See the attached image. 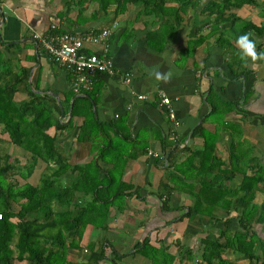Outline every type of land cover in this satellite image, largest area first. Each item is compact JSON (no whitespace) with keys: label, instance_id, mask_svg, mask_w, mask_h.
<instances>
[{"label":"crops","instance_id":"0c3cea01","mask_svg":"<svg viewBox=\"0 0 264 264\" xmlns=\"http://www.w3.org/2000/svg\"><path fill=\"white\" fill-rule=\"evenodd\" d=\"M257 1L259 6L243 7L239 13L258 25H264V0ZM64 5L62 0H5L0 4V49L5 51L8 66L14 71L31 68L29 82L32 90L51 95L57 93L62 102L67 92H75L72 74L37 45L33 33L46 31L53 24L84 33L118 21V29L109 39L117 73L96 76L91 88L97 96L95 115L104 122L124 119L134 136L141 134L149 143V152L130 160L124 174V179L134 187L132 190L138 189V192L127 195L128 208L120 212L112 209L107 228L89 226L82 239L83 251L72 249L69 258L74 264L83 263L87 244L94 242L96 250H105L100 264H115L116 261L120 264H153L148 256L138 251V247L149 239L152 246L163 250L164 254L156 258L158 264H207L206 253L214 259L213 264H261L264 221L254 223L251 228L253 236L257 237L253 252L258 256L251 260L244 251L230 244L224 248L211 247L210 251L206 249V241L231 243L232 234L241 229L235 211L216 210V216L180 218L183 209L175 208L188 207L193 202L189 186L195 182L196 176L189 165L181 167L188 176L189 185L182 186L170 199L174 209L162 208L157 192L167 172L165 145L167 149L178 145L182 149L178 161L183 162L191 150L203 146L202 137L194 135V130L201 124L207 130L220 131L217 155L225 161L229 159L232 134L223 125L227 122L239 125L245 146L252 145L253 169L258 165L264 167V36L256 37L258 45L254 48L255 55L247 61L248 71L235 76L227 63L228 52L216 43L215 35L199 42L200 36L214 29L204 25L207 18L199 9H189L176 32L163 47L156 48L150 44L147 34L149 29L158 27V23L152 24L150 17L139 16V4L129 5L125 12H118L114 7L108 15L83 24H79L75 12L70 15L73 21H60L56 14ZM98 10V4H91L84 16L91 17ZM235 43L238 47L245 45L241 40ZM153 44L161 42L155 39ZM183 49H186V57L178 61ZM86 50L101 52L102 47L91 44ZM125 76L131 77L129 83L124 80ZM160 93L171 99L178 125L170 118L166 107L160 104ZM139 94L146 95V99H138ZM76 96L82 97L79 104L87 105L90 101L85 92L76 93ZM27 97L23 89L15 95L16 100ZM213 103H220L223 109L212 115ZM69 118L70 113L62 118V122L67 123ZM82 120L81 116L76 117L75 128L60 136L71 164L88 162L96 153L89 144L76 141ZM123 130L128 131L126 126ZM3 143H7V148L11 147L14 153L30 158L27 151L20 150L5 137H2L0 146ZM46 166V162L39 161L30 179L35 171L41 177ZM69 176L72 178L73 173ZM238 185L237 179L228 182L229 187ZM255 201H264V191L257 193ZM226 228L230 229L228 238L224 236ZM247 242L242 240L244 248L249 247Z\"/></svg>","mask_w":264,"mask_h":264},{"label":"trees","instance_id":"16d2710c","mask_svg":"<svg viewBox=\"0 0 264 264\" xmlns=\"http://www.w3.org/2000/svg\"><path fill=\"white\" fill-rule=\"evenodd\" d=\"M4 1L0 0V4ZM62 1L65 5L58 10L57 17L60 21H73L70 15L75 12L79 24L108 15L114 7L118 12H125L129 5L139 4L138 15L150 17L152 24L158 23V27L149 29L147 34L150 44L156 48L163 47L176 32L189 9H199L207 18L204 25L214 27L200 36L199 42L215 35L216 43L228 52L227 63L235 76L248 71L246 65L250 57L241 55L247 42L243 41V47L236 46L235 42L247 35L255 48L258 45L256 37L264 36V25H258L239 13L243 7L259 6L257 0ZM94 3L98 4L99 10L91 17H85L84 13ZM61 25L50 26L47 32H74ZM155 39L161 44L154 45ZM185 57L186 49H183L177 60ZM7 61L5 51L0 49V143L5 137L11 144L27 151L30 160L22 164L18 158L11 160L8 152H0V264H74L69 254L72 249L83 251L82 239L86 229L89 226L107 228L112 209L124 211L128 208L127 195L138 192L137 188L132 190L134 187L124 179V174L130 160L149 152V143L141 134L134 136L124 119L99 120L94 111L97 96L91 89L85 91L90 99L87 105L79 104L82 97L71 91L66 93L60 106L50 93L32 90L29 82L31 68L14 71ZM22 89L28 97L16 100V93ZM219 105L213 103L212 115L223 109ZM69 113L71 117L64 124L60 116L65 118ZM79 116L83 120L76 141L89 144L96 153L88 162L71 164L60 136L75 128V118ZM125 126L127 132L123 130ZM223 128L232 134L228 161L217 155L220 131L207 130L202 124L194 130V135L202 137L203 146L191 150L183 162L178 161L182 150L178 145L172 149L165 145L167 172L157 195L162 208L174 209L170 199L182 186L189 185L186 172L181 170L183 165H189L196 176L195 182L189 186L193 202L188 207L175 208L183 209L180 218L216 216V210L235 211L241 229L232 234L231 243L206 241V249L210 251L211 247L224 248L230 244L253 260L258 257L253 252L257 237L253 236L251 228L254 223L264 221V201H255L257 193L264 191V167L258 165L253 169L252 145L245 146L239 125L227 122ZM158 159L162 161L161 156ZM39 161L46 162L47 166L35 184L29 178ZM69 173H73L72 178ZM19 177L24 181L21 182ZM234 179L239 185L229 187L228 182ZM229 233L230 229L226 228L224 236L230 237ZM242 240L248 241V248L243 247ZM86 249L87 255L80 264H100L105 257V250H96L94 242H89ZM138 251L148 256L153 264H158L156 258L164 254L163 250L152 246L149 239L138 247ZM204 259L207 264L214 263L209 253ZM259 259L264 264V251ZM115 264L120 263L116 261Z\"/></svg>","mask_w":264,"mask_h":264},{"label":"built area","instance_id":"2783aa9c","mask_svg":"<svg viewBox=\"0 0 264 264\" xmlns=\"http://www.w3.org/2000/svg\"><path fill=\"white\" fill-rule=\"evenodd\" d=\"M118 26L119 22L113 21L107 27L84 33L66 31L52 34L47 32L48 30L36 31L33 33V39L38 46L48 52L55 63L71 72L74 91L82 93L93 87L98 74L114 75L117 73L113 57L110 54L109 39ZM52 27L54 28L55 24ZM91 44L100 45L101 52H88L86 46ZM124 80L129 83L131 77L125 76ZM137 98L144 100L146 95L139 94ZM160 98V104L166 107L170 118L178 125L179 121L176 118L171 99L164 93H160ZM0 218H2L1 213Z\"/></svg>","mask_w":264,"mask_h":264},{"label":"rangeland","instance_id":"374dc122","mask_svg":"<svg viewBox=\"0 0 264 264\" xmlns=\"http://www.w3.org/2000/svg\"><path fill=\"white\" fill-rule=\"evenodd\" d=\"M6 145H7V143H3L2 146H0V152L4 153V152H7V150L9 152H12V154H11L12 159L11 160H13L14 158H18L22 164H26L27 161L30 160V158H27L26 156L22 157V155L20 153H14L13 151H11L12 148L11 147L7 148ZM3 148H5V149H3ZM18 148L20 149L21 147L18 146ZM20 150H22V149H20ZM36 172L37 171H35V173L31 179L29 178V180L32 181L33 183H37L40 180V175L37 174ZM19 179L21 180V182L24 181L21 177H19Z\"/></svg>","mask_w":264,"mask_h":264},{"label":"clouds","instance_id":"9594fccd","mask_svg":"<svg viewBox=\"0 0 264 264\" xmlns=\"http://www.w3.org/2000/svg\"><path fill=\"white\" fill-rule=\"evenodd\" d=\"M240 40L247 42V46L244 47L241 55L242 56H254L255 55V51H254L253 42L248 39V36L247 35L241 36ZM159 75L160 74L157 73V76H159Z\"/></svg>","mask_w":264,"mask_h":264},{"label":"water","instance_id":"95a60500","mask_svg":"<svg viewBox=\"0 0 264 264\" xmlns=\"http://www.w3.org/2000/svg\"><path fill=\"white\" fill-rule=\"evenodd\" d=\"M3 20H4V19H3ZM53 96H55V98L57 99V101H58V103L60 104V106H62V105H61V100H60L59 95H58L57 93H53ZM72 103H73V102H72ZM70 117H71V113H70ZM60 118H61V120H62L63 116H60Z\"/></svg>","mask_w":264,"mask_h":264}]
</instances>
